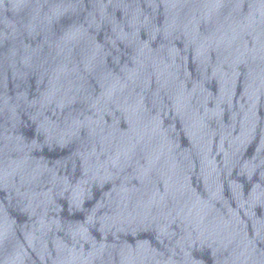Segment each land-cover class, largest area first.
Returning <instances> with one entry per match:
<instances>
[{
	"label": "water",
	"instance_id": "1",
	"mask_svg": "<svg viewBox=\"0 0 264 264\" xmlns=\"http://www.w3.org/2000/svg\"><path fill=\"white\" fill-rule=\"evenodd\" d=\"M0 264H264V0H0Z\"/></svg>",
	"mask_w": 264,
	"mask_h": 264
}]
</instances>
